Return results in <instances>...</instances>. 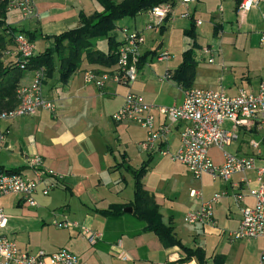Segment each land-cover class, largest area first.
Here are the masks:
<instances>
[{
  "label": "crops",
  "instance_id": "crops-1",
  "mask_svg": "<svg viewBox=\"0 0 264 264\" xmlns=\"http://www.w3.org/2000/svg\"><path fill=\"white\" fill-rule=\"evenodd\" d=\"M200 2L201 0H197L185 5L182 0H177L167 24L155 25V18L149 12L117 23V28L112 33L116 41L121 40L120 30L123 28L139 31L145 37V44L141 48V56L144 59L139 67L138 78L129 86L117 84L112 80L106 81L103 87L88 83L85 79L87 73L99 77L108 71L111 72L114 67L105 68L83 60L80 69L67 83L60 82L58 73L51 78H45L43 93L46 99L55 103V112L39 111L33 117L0 121V129L8 131L0 152V167L5 170L22 168L24 174L31 175L30 160L34 155H39L44 167L54 173L45 179V184L54 185L52 191L48 196H43L42 185L35 195L38 204L36 207L29 206L19 195L0 199V205L8 217L4 234L16 242L20 249L28 251L27 244L17 239L16 221L34 219L45 223L48 217L43 209L50 205L58 206L55 192L60 188L64 190L67 198L62 205L65 208L64 221L79 225L71 229L78 230L73 238L83 236V228L103 234V239L94 245L91 252L85 254L82 264H180L179 260L183 258L180 250L166 249L157 236L145 233L144 223L132 212H127L129 208L124 210L125 214L117 217L99 213L112 205H126L132 202V171L150 161L149 170L142 179L144 189L154 196L162 221L165 224L172 221L177 237L186 246L202 248L207 264H263L260 256L264 246L261 247L254 263L246 252V242L249 240L230 242L227 239V234L239 227L243 207L253 206L255 203L249 195V188L259 187L256 170L234 175L229 181L216 180L209 174L195 179L183 164L143 150L142 142L146 138V132L139 125L130 122L116 123L112 119V115L121 108L130 92L140 96L148 105L182 104L185 90L172 78L166 79V74L173 75L182 64L183 53L189 48H186V43L177 49L173 47L172 36L173 31L177 30L178 20H188L190 25V20L194 19L198 36L204 19H207L214 24L213 35L215 27L217 29L215 40L221 45H235L233 18L224 15L222 6L216 13L210 10L203 16L198 11ZM36 8L35 18L24 20L19 13L14 12L7 15V22L17 30L35 34V46L40 44L42 47V50H37L36 46L37 54L51 45L52 41L48 40V37L77 28L80 24V12L91 16L103 11L102 7L92 0H37ZM185 12L190 15L189 19L181 17ZM232 16L236 18L239 26L246 19L243 20L245 15L240 16L235 11V5ZM199 21L201 25L197 24ZM225 24L230 25V30H226ZM162 27H165V39L156 45L153 41H157ZM179 27L183 32L189 29L188 23L179 24ZM102 40L105 39L93 41L96 49L100 50ZM200 47L198 42L194 50L198 67L192 88L224 90L209 88L211 85L202 77L196 54ZM206 51L214 52L212 46L203 49V55ZM162 52L168 53L170 59L159 62L157 56ZM34 78L35 71H25L20 86L30 85ZM263 81L264 78L256 86L248 80L246 86L250 90L247 92H256ZM232 89L234 88L229 87V90L224 91L230 94ZM240 90L246 91V87H238V93ZM163 122V117L157 114L156 123ZM186 125L182 122L172 124L168 142L161 145L162 149L171 155L177 153L181 145V132ZM225 128L229 131L235 130L231 122H226ZM262 138L264 131L241 127L238 129L237 141L225 151L240 157L252 156L256 159V167L264 168ZM253 140L259 142L256 149L251 145ZM209 154L215 165L224 163V151L221 149L213 147ZM191 191L199 192L200 196L192 197ZM215 194H221L222 198L214 207L213 224L185 223L184 217L188 213L197 210ZM240 194L244 196L242 203L236 201ZM8 198L14 202L15 207L6 208L5 203H1V200ZM67 250L76 255V249ZM120 254L125 255L127 260L121 259ZM184 264L199 263L190 260Z\"/></svg>",
  "mask_w": 264,
  "mask_h": 264
},
{
  "label": "built area",
  "instance_id": "built-area-1",
  "mask_svg": "<svg viewBox=\"0 0 264 264\" xmlns=\"http://www.w3.org/2000/svg\"><path fill=\"white\" fill-rule=\"evenodd\" d=\"M8 13L17 12L22 19L29 20L37 16V0H2ZM197 0H182L187 5ZM260 0H242L238 14L244 16L247 11L259 4ZM169 5H161L153 8L149 13L155 18V25L164 23L168 15L172 13ZM182 18L189 19L188 13H183ZM264 24V14L262 15ZM198 25L202 23L197 22ZM150 29V28H149ZM121 40L116 52L117 63L113 70L102 76L87 73L85 79L88 83H94L103 87L104 83L112 80L117 84L129 86L139 74L141 48L145 44V37L141 32L123 28L120 30ZM261 44L264 46V29L261 33ZM15 51L10 54L18 59L19 67L25 70L27 61L37 55L36 46L25 35L18 34L14 39ZM206 54L210 53L208 51ZM170 59V55L162 52L157 56L159 62ZM213 58L209 63H213ZM171 74H166V79H171ZM45 71H35V78L30 85L18 88L17 106L0 116L2 120H15L20 117H33L39 111L55 112L54 102L45 98L43 83ZM163 117L162 124L156 123V115ZM116 123L130 122L139 125L146 132V138L142 142V148L150 154L157 153L168 157L171 161L179 162L187 167L195 179L209 174L216 180L229 181L232 176L246 174L249 171H257L258 188H249V195L255 200L253 206H245L242 209V220L237 229L227 234L230 242L242 240L264 239V168L256 167V159L252 156L240 157L225 149L238 139V129L243 127L249 130L264 131V81L256 92L240 90L237 95H230L224 90H210L191 88L185 90V97L180 105L154 106L143 102L140 96L130 92L126 95L123 105L113 115ZM187 125L181 132V145L177 153L170 154L162 149L161 145L168 142L171 125L177 123ZM231 122L235 128L229 131L225 123ZM8 131L0 129V152L4 147ZM264 140V138H262ZM252 147H259V142L253 140ZM217 147L224 151L225 160L220 166L215 165L210 157V149ZM31 175L23 172L20 174L0 173V199L10 195H19L32 207L38 204L35 195L44 185L42 195L48 196L53 184H45V179L54 175L46 169L39 155H34L30 160ZM247 184V181H246ZM191 196L198 198L200 193L191 191ZM221 194H215L210 200L184 217L188 225L213 224L214 207L220 202ZM238 203L244 201L242 194L236 197ZM8 223L5 210L0 205V264H78V257L67 249H61L53 253L39 251L36 253L20 249L16 242L4 234ZM59 228L71 230L77 228V223L63 221L57 224ZM82 234L90 245H95L103 239V234L89 228H83ZM119 257L127 260L120 254ZM264 264V251L260 256Z\"/></svg>",
  "mask_w": 264,
  "mask_h": 264
},
{
  "label": "trees",
  "instance_id": "trees-1",
  "mask_svg": "<svg viewBox=\"0 0 264 264\" xmlns=\"http://www.w3.org/2000/svg\"><path fill=\"white\" fill-rule=\"evenodd\" d=\"M92 1L100 5L103 11L96 12L91 16L80 12L79 26L59 35L48 37L47 39L52 41L51 45L45 51L29 59L25 70H22L19 67L18 59L10 55L15 51V36L23 34L33 43L36 36L23 30H17L8 24L7 15L9 13L5 3L0 0V116L17 106L18 88L25 71L44 69L45 78H51L58 73L60 82L67 83L71 76L80 69L83 60L93 65L111 68L117 63L116 52L119 42L112 35L117 28V23L124 19L135 18L161 5H169L173 8L177 0H122L120 3L113 0ZM241 2L242 0H236V12H238ZM170 15L167 16L164 24H167ZM195 30V21L191 19L190 28L184 34L192 38L193 45L183 53V62L172 75V79L184 90L193 87L198 67L194 55V50L197 48ZM160 32L164 34L165 27H162ZM214 36H217L216 27ZM103 38L107 40L106 51L96 49L93 43L94 40ZM8 52L10 54H7ZM143 59H140V65ZM149 166L150 161H147L138 170L132 171L134 178L132 202L126 205H112L99 213L117 217L125 214V209L131 208L133 215L144 223L143 231L145 233L157 236L166 249L177 248L180 250L183 255V258L179 260L180 264L190 260H196L199 264H207L206 254L202 248L186 246L177 237L172 221L169 224L162 221L160 208L154 196L147 192L142 184V179L148 172ZM22 172H24L22 168L5 170L0 167V173L20 174Z\"/></svg>",
  "mask_w": 264,
  "mask_h": 264
},
{
  "label": "rangeland",
  "instance_id": "rangeland-1",
  "mask_svg": "<svg viewBox=\"0 0 264 264\" xmlns=\"http://www.w3.org/2000/svg\"><path fill=\"white\" fill-rule=\"evenodd\" d=\"M113 1L119 2V0ZM235 2L236 0H201L198 8V11L204 16L210 10L212 13H216L219 11L220 6H222L224 15L233 18V22L235 23L232 29L236 40L235 45H221L220 42L215 40L216 37L213 35L214 24L210 23L207 19H204V25L200 28V35L196 36L195 40L196 44L199 42L201 45L196 54L202 77L211 85L209 88L229 90V87H233L234 89L230 91L231 95H237V88L240 86L246 87V91H249L250 88L246 86L248 80L257 86L261 79L264 78V46L261 44V33L264 29L262 19L264 0H260L257 6H254L245 13L243 20L246 19L245 21L241 20L244 22L241 26H239L236 18L232 16ZM187 23L190 28L188 20H184V22L178 20V24L176 25L177 30L173 31L172 42L173 47L176 49L182 47L183 43L188 44L186 48L193 45L194 41L192 38L185 36L179 27V24ZM229 26V24H225L226 30H230ZM164 39L165 35L160 33L157 36V41L153 42L157 45L162 41L164 42ZM102 41V45L99 47L100 50H107V40ZM153 42L151 41V43ZM36 46L37 50H42L40 44ZM208 46H212L214 52L203 55L202 50L208 48ZM210 58H213V63H209ZM236 86L238 87L236 88ZM58 189L59 191L55 192L58 206L50 205L46 209H43L45 215L48 217L45 223L38 220L35 221L34 219L16 221L17 239L25 242L28 252L33 253L39 251L53 253L61 249H76L79 264H82L85 254L91 252L94 249V245H89L82 235L73 238L78 233V230H68L58 227L57 224L65 220V208L62 205L65 204L64 200L67 199L65 198L66 193L64 190ZM2 202L5 203L6 208L15 207L14 202H11L9 198L1 200ZM246 243V252L255 263L261 247L264 246V239L249 240Z\"/></svg>",
  "mask_w": 264,
  "mask_h": 264
},
{
  "label": "water",
  "instance_id": "water-1",
  "mask_svg": "<svg viewBox=\"0 0 264 264\" xmlns=\"http://www.w3.org/2000/svg\"><path fill=\"white\" fill-rule=\"evenodd\" d=\"M127 212H132V209L131 208L127 209Z\"/></svg>",
  "mask_w": 264,
  "mask_h": 264
}]
</instances>
